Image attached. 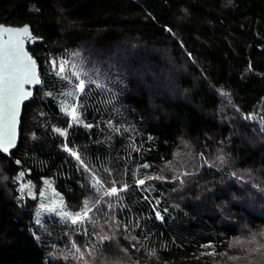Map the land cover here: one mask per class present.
Returning <instances> with one entry per match:
<instances>
[{
    "label": "trees",
    "instance_id": "1",
    "mask_svg": "<svg viewBox=\"0 0 264 264\" xmlns=\"http://www.w3.org/2000/svg\"><path fill=\"white\" fill-rule=\"evenodd\" d=\"M0 24L31 26L42 78L0 150V264H264V0H0ZM45 179L92 222L41 212L20 181Z\"/></svg>",
    "mask_w": 264,
    "mask_h": 264
},
{
    "label": "snow or ice",
    "instance_id": "2",
    "mask_svg": "<svg viewBox=\"0 0 264 264\" xmlns=\"http://www.w3.org/2000/svg\"><path fill=\"white\" fill-rule=\"evenodd\" d=\"M29 35L30 33L27 27L11 29L0 26V39H3L4 36L8 37L7 40H4L3 44H0V150L3 152H8L11 147L15 146L16 125L21 104L32 95V93L25 88V85L41 83L36 70L35 61L32 60L30 56L26 55L22 49L23 37H28ZM51 64L53 68L58 69L56 74L63 81H70V77L67 73L71 69H76L75 71H71V76L75 77L77 81L74 84V92L84 95L85 102L90 94V92L86 90L89 89L91 85H95L97 88L105 87L98 83L97 79H93L83 68L77 67L75 63H70L67 60L57 61L54 59L51 61ZM96 75L98 77L99 73L97 72ZM73 94L72 92L65 93V95ZM45 95H52V93H46ZM61 108L66 115L71 117V124H69V127L73 125H83V127L88 129L93 127L92 124L84 123L82 119L81 109L84 108V103L73 105L62 104ZM115 130L119 131V129ZM55 131L61 136H68L67 129L56 128ZM65 151L69 152L85 171H91L77 151L67 146H65ZM17 163H19V161H17ZM143 167L147 168L149 165L145 164ZM21 175H23V173H21ZM148 179H160V177H149ZM95 183L97 186L101 185V181L98 178H96ZM137 183L139 185H144L145 180H139ZM25 187L30 186L25 185ZM127 187L128 186L125 185L121 190H126ZM97 190H99V187H97ZM104 195H118V189L112 187L110 190L105 191ZM41 208L49 213H55L62 217L65 222H70L73 225L83 224L86 220L92 222L91 217H89L91 208L88 207L87 201L84 202L83 211L75 214L63 211L65 205L62 199L59 201L53 200L52 203L48 205L41 204ZM156 215L157 218L163 219L160 213H156ZM37 223H39V221H37ZM113 240H115L114 236H100L101 243ZM238 243L242 242L238 241ZM204 247H211V245H204ZM76 251L80 252L78 259H84L83 253L79 247H76ZM151 255L154 256L155 252H152ZM232 259H236V257H232Z\"/></svg>",
    "mask_w": 264,
    "mask_h": 264
},
{
    "label": "water",
    "instance_id": "3",
    "mask_svg": "<svg viewBox=\"0 0 264 264\" xmlns=\"http://www.w3.org/2000/svg\"><path fill=\"white\" fill-rule=\"evenodd\" d=\"M0 26H2L4 28H11V29H19V28H23V27H27L29 29L30 35L28 37H23L22 49H23V52L26 55L30 56L32 58V60L35 61L36 70H37L39 79H40V81L42 83V78H41L40 73H39V65H38V62H37L36 58L33 57L32 53L30 52V50L28 48V44L29 43H31V45H33L36 42L40 41V39L36 38L35 35L33 34L32 30H31V26L29 24L19 25V26L7 25V24H0ZM7 39H8V37L7 36H4L3 39H0V44H3L4 40H7ZM41 83L40 84H35V85H25V88L27 90H29L32 93V95H31V97L29 99L23 101V103L21 104V107H20V110H19V114H18V122H17V125H16L15 146L14 147H11L8 152H4V153L10 154V152L17 147L18 142H19V129H20V124H21V119H22L24 105H25V103L28 100H30L33 97L34 92H35V88L37 86H40Z\"/></svg>",
    "mask_w": 264,
    "mask_h": 264
},
{
    "label": "rangeland",
    "instance_id": "4",
    "mask_svg": "<svg viewBox=\"0 0 264 264\" xmlns=\"http://www.w3.org/2000/svg\"><path fill=\"white\" fill-rule=\"evenodd\" d=\"M75 71V70H74ZM77 81L73 82L75 84ZM72 105V104H71ZM21 186L23 189L27 188L29 191V194L34 202L38 203L39 209L41 212H44L45 210L41 208V204H51L53 200L59 201L62 199L61 195L56 191V189L53 186V180L52 179H45V187L41 190L39 194L35 193L34 190H32L30 187H25L26 183L22 180L20 181ZM63 201V199H62ZM64 203V202H63ZM59 211V209H58ZM63 211H66V207L63 209ZM47 212V211H45Z\"/></svg>",
    "mask_w": 264,
    "mask_h": 264
}]
</instances>
